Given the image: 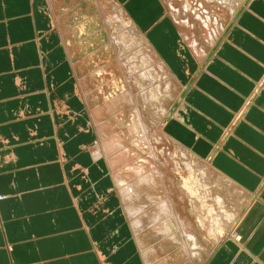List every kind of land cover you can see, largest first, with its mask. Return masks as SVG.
<instances>
[{
    "label": "crops",
    "instance_id": "1",
    "mask_svg": "<svg viewBox=\"0 0 264 264\" xmlns=\"http://www.w3.org/2000/svg\"><path fill=\"white\" fill-rule=\"evenodd\" d=\"M114 2L186 84L165 131L250 199L204 264H264V0L202 62L162 0ZM75 85L45 0H0V264H142Z\"/></svg>",
    "mask_w": 264,
    "mask_h": 264
},
{
    "label": "rangeland",
    "instance_id": "2",
    "mask_svg": "<svg viewBox=\"0 0 264 264\" xmlns=\"http://www.w3.org/2000/svg\"><path fill=\"white\" fill-rule=\"evenodd\" d=\"M162 1L165 4L169 18H171L173 23L179 29L183 43L182 45L188 48L195 59L202 62L221 40L226 29L234 23L238 11L246 0H187L189 3L187 9L184 6V0ZM45 2L48 10L53 16V23L60 45L65 51L72 68L73 77L78 86H76L77 90L82 88L81 85L79 86L80 83H78V81L81 82V80L84 79L85 81L88 80V85H85L86 89L88 90L91 88V90H94V92L97 93L98 88L101 87L97 75L99 71L98 68L101 67L100 65L102 64H107L108 61L109 66L115 65L118 49L111 44L110 37L115 35V33L126 32L128 33L129 38L134 40L132 43L135 45L132 47L137 52H134V54H126V52L123 51V53H121L122 58L125 57L124 59H121V61H124L125 64L123 63V71L120 70L121 72L118 74L120 79L123 80L126 90L129 93L130 100L132 101L130 104L124 106L126 108L123 107L124 112L120 118L121 123L116 121L118 120L117 118L106 117L105 115L101 116V120H104L102 121V124H104V131L101 132V135L105 138L106 136L109 137L112 130L116 127L117 130L119 129L118 131L120 133L117 132L114 135L124 137L121 141L123 148L128 147V151L132 149L131 152L136 155L137 138L140 136V132L131 137L127 131L128 125H130L129 122H131L130 116L131 119H133L131 114H133L136 109L139 122L145 125L147 132L149 131L147 140L148 142L150 141L149 148L151 147L148 153L146 151H138L137 156H139V159L147 161L150 168L153 167L154 170H150V172L155 171L161 174L160 177L158 174V177L160 178L159 184L164 188L163 192L166 191L167 193L165 192L164 195L163 193H159L157 195L160 196L161 199H164V197L167 199L169 197L170 207L167 208V213L173 217L171 221V232L173 233V237L177 244H181L183 247L186 245L184 254L181 255L183 247L178 245L174 246V243L171 241H165L166 244L161 245L162 242H160L159 239H150L146 248L157 244L165 250L161 257L162 260L152 264H204L208 255L222 239L229 236H236L234 233V227L250 199L243 194L237 195L234 198L229 195L226 196V198H223L226 209L232 211L231 215L234 217H232L230 221L228 217H226V219L223 217L222 223L228 225H226V230L219 237H216V240L211 237V234L214 231H211L210 233L208 232L210 228L207 224L205 210L200 207V202L195 200L194 196L187 191V188H184V185L186 184L194 190L197 189L202 196L204 195V204L210 205L213 203L212 198L217 192L213 188L216 189L218 186V188L222 187L221 183H219V185L217 184L219 182V177L213 171L209 170L211 168L209 160H206L205 157L200 158L195 156L189 149H185L177 139H174L165 131L166 124L170 120L177 118L176 111L183 100L186 84L181 83L180 80L174 76L166 63H164L155 52L153 46H151L148 40L135 29L133 23L126 17L121 7L118 6L114 0H45ZM195 10H198V13ZM200 20H207L208 22H200ZM107 22L108 25L105 26ZM96 48L99 52L91 57L90 55L93 53L92 50ZM69 52L71 55H74V57L71 56L73 59L68 56ZM136 54L138 57L135 56ZM139 55H141V57ZM143 56L148 60L147 67L149 68L148 70L152 77H149V74L145 73L147 69L143 66ZM89 57L91 59L90 63L88 62ZM131 57H134L135 59L133 58L134 60H132ZM136 62H138L139 65ZM103 73L99 74V76L104 77L107 75L106 71H103ZM96 85L100 86L97 87ZM86 108L87 107H85L84 110L88 116ZM88 122V126L91 127L93 138L90 145L91 147L99 136L97 137L96 128L93 123L91 124L90 121ZM165 134H168L170 140L167 136H164ZM182 148L185 150H181ZM151 150L154 153H151ZM156 158L158 161L155 160ZM191 161H193V163L197 162L193 164ZM101 162L106 168L109 178L114 181L105 161ZM197 167L199 169L202 168L201 171ZM192 171H195L196 173L194 172L193 174ZM201 174L207 176V181L204 182L205 184L200 181ZM155 175L157 176V174ZM112 184L114 185L113 188H115L116 192L119 193L120 189L115 183L112 182ZM222 188H225V186ZM226 188L225 190L234 193V190L232 191L228 186H226ZM145 191L147 193L150 192L148 188H146ZM144 203L148 205V203ZM121 211H123V213L128 211L126 207V199H124V202L121 205ZM174 216L177 218L174 219ZM161 224L163 223H160V225ZM158 227L159 226L156 227L157 230L159 229ZM189 228L198 237L197 245L193 246L192 239H190L191 242L186 241L185 243L184 236L189 234ZM184 255H186L187 258H183Z\"/></svg>",
    "mask_w": 264,
    "mask_h": 264
},
{
    "label": "bare ground",
    "instance_id": "3",
    "mask_svg": "<svg viewBox=\"0 0 264 264\" xmlns=\"http://www.w3.org/2000/svg\"><path fill=\"white\" fill-rule=\"evenodd\" d=\"M183 2H184L185 8L187 9V7L189 6L188 1L184 0ZM182 5H183V3H182ZM189 9H191V8H189ZM199 17H201V16H199ZM106 21H107V19H106ZM118 21H119V19H118ZM201 21L208 22L207 20H200V22ZM107 25H108V22L105 26H107ZM203 30H204V28H203ZM126 39H128V40H126ZM110 42L116 49H118V52L116 54L117 55L116 56L117 62L115 61V65H110V66L108 65L109 61L107 62V64H104V65L101 63L102 65H100L101 67L98 68L99 71L97 73L98 81H99L101 87L98 88L97 93H95L94 90H91V88H89L88 90L86 89L85 85H88V82H87L88 80L85 81L84 79L81 80V82L78 81V83H80L79 86L81 85V87H82V88H80V90L78 89L81 92V94L77 90V87H78L77 85H75L74 88L76 90V95L79 98H81L80 99V100H82L81 102H83L84 105H87L85 107H87L86 110L88 112V121H90L91 124L93 123L94 127L96 128L97 137L99 136L98 139L95 141V143L89 148V152H90L92 161L93 162H101V161L104 162L105 161V164L107 165V167L110 171V174L113 176L114 181H112V182L115 183L116 186L120 189V191H119L120 194L118 193V195H119V199L121 201V205L124 202V199H126V207H127L128 211L125 212L124 215L127 216V220L133 228L135 240L137 241L139 248H140V254H141V258H142L141 263L142 264H144V263L145 264L146 263L152 264V263H156L159 260H162L161 257H162V254H164L165 250L157 244H154L153 246L146 248V245H148L147 243L149 242L150 239L151 240H152V238L153 239H156V238L159 239V241L162 242L161 245L166 244L165 241H171L172 243H174V246L175 245H178L181 247H183V246L181 244L180 245L177 244L175 238L173 237V233L171 232V221H172L173 217L167 213V208L170 207L169 199H168L169 197L167 199H165V197H164V199H161V197L157 195L159 193H161V194L163 193V195H164L166 192V191L163 192L164 188L161 187L159 184L160 183L159 177L161 174H159L158 172H155V171L150 172V170H154L153 167H151L152 168L151 169L150 165H149V163H147V161L141 160V159H139V156H137L138 151L141 150V151H146L148 153V151L150 150L151 147L149 148L150 141L148 142V140H147L148 139L147 135H148L149 131L147 132L145 125L143 123L139 122L136 109H135V112L133 114H131L133 119H131V116H130L131 122H129L130 125H128V129H127L128 134L131 137L133 135L137 134L138 132H140V136L137 138V145H136L137 154L136 155L133 154V152H131L132 149L130 151H128L127 150L128 147L123 148V144L121 141L124 139V137H121L120 135L119 136L114 135L117 132H119L118 131L119 129L117 130V128L115 126H114L115 129L112 130L111 135H109V137L106 136V138H105L104 136L101 135L102 134L101 132L104 131L103 130L104 124H102V121H104V120H101V116L105 115L106 117L117 118L118 120H116V119L115 120L119 123L121 121L120 118L124 112L123 107L127 104H130V102L132 101V100H130L129 93L126 90V87L124 85L123 80L120 79L118 74H120V72H121L120 70L123 71V66L125 64L124 61L123 62L121 61V59L125 58V57L122 58L121 53H123V51H125L126 54H128V53L134 54V52H137L132 47L135 45L134 43H132V42H134V40L132 38H129L128 33H126V32L115 33V35L110 37ZM140 49H142V48H140ZM82 50H83V48H82ZM92 51H93V53H92V55H90L91 57L95 56L96 53L99 52V50L97 48L92 50ZM90 52H91V50H90ZM143 54H146V53H143ZM68 56L71 59H73L71 56L74 57V55H71L70 52H69ZM135 56L138 57L137 54ZM139 56L141 57V55H139ZM131 58H132V60L135 59L134 57H131ZM89 59H90V57H89ZM89 59H88V62L90 63L91 59L90 60ZM147 61L148 60H146L143 56V58H142V62L144 63L143 66H145V68L147 69L146 70L147 72L145 71V73L149 74V77H152L149 70H148L149 68L147 67V64H148ZM70 62H71V60H70ZM136 63L139 65L138 62H136ZM73 70H74V67H73ZM103 71H106L107 75H105L104 77H100L99 74L103 73ZM103 75H104V73H103ZM145 77H148V76H145ZM100 85H96V86L98 87ZM100 95H101V97H100ZM124 108H126V107H124ZM133 111H134V109H133ZM105 118H103V119H105ZM113 118H111V119H113ZM151 142H152V140H151ZM155 150H156V148H155ZM181 150H183V149H181ZM183 151H181V152H183ZM151 153H154V152L151 150ZM185 153H186V151H185ZM153 158H154V156H153ZM155 160L158 161L157 158ZM196 162H194V163H196ZM185 163H187V162H185ZM191 163H193V161H191ZM189 165H190V162H189ZM189 169H190V167H189ZM201 169L202 168H200L199 170L201 171ZM209 170L214 171L212 168H210ZM194 172H193V174H194ZM215 173H217V172H215ZM155 174H157V176ZM158 174H159V177H158ZM210 174H212V173H210ZM207 175H208V173H207ZM195 176H196V174H195ZM217 176L219 177V174ZM206 177L207 176L202 175L200 177L201 178L200 181H202L204 183L205 181H207ZM221 177L222 176H220L218 178L219 182L217 184L219 185V183H221L222 185L221 184L220 185L222 187L225 186V188H226V186H228L229 188H231L232 191L234 190V193L229 192L228 190H225V188H222V187L218 188L219 186L216 189L213 188L217 192L215 193V195L212 198L213 203L210 205L204 204V202H203L204 195L202 196L201 193H199L197 191V189L194 190V189L190 188L189 186H187L186 184H185L186 186L183 184L184 188H187V191H189V193L194 196L195 200L200 202V207L205 210V214L207 217V224H208V227L210 228V230L208 232L210 233L211 231H214L211 234V237H213L214 239L216 237H219L226 230L225 228H226L227 224L225 225V223L224 224L222 223V218L225 217V219H226V217H228V219L230 221L232 219V217H234L231 215L232 211H229L228 209H226V205L224 204L223 198H226V196H228V195L231 196L232 198L236 197L237 195H241V194L245 195L243 192L238 190L236 188V186L234 187L233 183L230 184L227 181H225V178L223 180ZM197 179H198V177H197ZM189 180H187V181H189ZM209 182H210V180H209ZM191 183H193V182H191ZM146 188L149 189V191H150L149 193H147L145 191ZM194 188H195V185H194ZM209 195H211V194H209ZM144 202L148 203V205L145 204ZM175 218H177V217L174 216V219ZM160 223H163V224L160 225ZM157 226H159L158 230L156 229ZM185 227H187V226H185ZM186 231H187V229H186ZM188 233L189 234L186 233L187 235L184 236L185 237L184 238L185 243H186V241H190V239H192L193 246L197 245L198 244L197 235L190 228H189ZM176 236H177V234H176ZM185 246L182 248L181 255L184 254ZM183 258H187V256L184 255Z\"/></svg>",
    "mask_w": 264,
    "mask_h": 264
}]
</instances>
